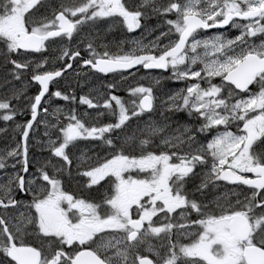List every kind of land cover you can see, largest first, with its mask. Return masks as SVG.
<instances>
[{"label": "snow or ice", "instance_id": "snow-or-ice-1", "mask_svg": "<svg viewBox=\"0 0 264 264\" xmlns=\"http://www.w3.org/2000/svg\"><path fill=\"white\" fill-rule=\"evenodd\" d=\"M149 15L159 21L156 35L129 41L127 49L120 41L112 51L95 28L107 18L132 31ZM226 26L236 34L200 35ZM258 36H264V0H0L7 69L0 120L25 117L0 148V264H264V39ZM50 46L53 55L31 56ZM74 58L101 74L136 65L170 70L186 86L165 96L158 120H139L156 110L157 99L142 83L126 88L130 100L113 94L115 82L106 93L89 89L80 105L105 111L78 113L71 86L56 88ZM33 82L38 90L25 95ZM51 97L72 106L49 111ZM180 111L193 122L173 121ZM132 120L138 123L129 130ZM81 139L109 149L76 157L84 187L105 182L98 199L63 187L72 164L66 149ZM30 142L48 158L31 160ZM222 181L231 187L220 191Z\"/></svg>", "mask_w": 264, "mask_h": 264}, {"label": "rangeland", "instance_id": "rangeland-1", "mask_svg": "<svg viewBox=\"0 0 264 264\" xmlns=\"http://www.w3.org/2000/svg\"><path fill=\"white\" fill-rule=\"evenodd\" d=\"M42 11V10H41ZM146 20L142 18L141 19V27L128 31L122 23L117 22L116 20H110V19H102L100 21H97L95 24L96 30L104 37L103 42L110 45V48L112 51L115 50L114 44H119L120 41H124L123 47L127 49L128 42L132 41L134 39H140L143 37L144 42H148L152 40V38L156 35V31L153 29V27H146ZM146 29L148 30L146 33ZM87 31V29H84ZM161 31L163 29H160ZM73 43L76 41L73 40ZM99 43V41H98ZM100 50V49H98ZM80 53L84 56H86V53L84 52L83 47L81 46L79 49ZM53 55L51 46L43 50L42 53H31V56L33 58L39 59L41 56H51ZM20 59H29L28 56L20 57ZM67 62V61H64ZM7 69L3 66V60L0 58V80L3 79L5 72ZM30 78V74H29ZM215 78H213V82ZM81 80L84 81V83H81ZM155 80L157 83H152V81ZM109 82H115L116 87L112 89L111 91L115 95H119L120 97L124 98L125 100H130L132 97L127 93L126 88L128 86H135L136 83H142L145 86L151 85L154 89V95L157 97L156 99V110L154 112H149L147 115H141L139 117L140 121H147L149 119L158 120L160 117V107H161V101L164 100L165 96L171 95L173 91L179 90L182 87H185L184 81L175 80L171 78V74L169 75H163V74H157L154 75V77L149 76L148 78L145 75H141L139 73H130L127 76H121V75H107L104 76L100 73L93 72L92 69L86 68V66H83L80 64V61L78 59L74 58L73 66H71V70H66L65 74H63L59 79L56 80V88L62 91H66V86L70 85L72 88V92L76 96V109L78 113H83L85 111L93 112L92 109H89L87 105H80L79 103V96L82 93H88L89 89L98 88L101 92L107 91L106 84ZM13 83L16 84L17 87L20 86L19 82L13 81ZM36 83L33 82L26 86V92L25 95H34L36 91ZM4 91V86L2 83H0V94H2ZM96 93L93 92L92 95H95ZM106 98V97H105ZM45 100H49V95L46 94L44 97ZM16 101L13 100V104H15ZM21 103H23V98L21 99ZM114 104V102H112ZM57 105H67L71 107L70 102L64 101L62 98L58 97H51L48 108L49 111ZM105 111L103 108L96 109L95 112ZM93 112V115L95 114ZM167 111L165 112V114ZM188 117V114L184 111L172 113L171 117L173 121L180 122V123H188L191 124L192 122L190 120H187L186 117ZM22 119H24V116L22 114H17L15 117V120L13 122L5 123L3 120H0V148L5 147L7 144L13 141L14 139V132H13V123L20 122ZM102 122H108V116L105 115L102 118ZM137 120H132L131 124L128 125V129L130 130L132 128V125L137 124ZM173 127H175V124H173ZM36 128L40 130V133H42V129L40 128V125L37 124ZM113 137L116 136V133H112ZM123 135V133H121ZM117 145L119 146L121 144V140L115 141ZM70 157L72 158V164L69 168V171L64 173L67 174L70 177V182L65 183L67 179L64 178V174L62 175L63 181V187L66 191H68L70 188H77L82 183H86L85 178H83L79 174V169L76 167V157H78L82 152H85L86 155H92L93 153L103 156L105 155L109 149L103 148L101 149V142L99 140L95 139H81L78 140L75 144V147H68L66 149ZM49 153L40 151L38 148L32 146L30 142V159L31 160H43L48 158ZM50 170V169H49ZM29 171H32L31 167L29 168ZM222 187L220 188V190ZM18 198L27 199L28 197H25L24 195H20Z\"/></svg>", "mask_w": 264, "mask_h": 264}, {"label": "flooded vegetation", "instance_id": "flooded-vegetation-1", "mask_svg": "<svg viewBox=\"0 0 264 264\" xmlns=\"http://www.w3.org/2000/svg\"><path fill=\"white\" fill-rule=\"evenodd\" d=\"M158 22L159 21L157 20L156 17H153V16L149 15L147 17L145 26L146 27H153V29H154V26ZM216 30H220V31L224 32V34H226V35H235L236 31H237L236 29H232V28L226 26L223 29H211V30H207V31H201L200 35L201 36L212 35L213 32L216 31ZM257 39H264V36H258ZM35 54H38V53H35ZM82 56H84V55H82ZM72 66H73V64H72ZM86 68H90V67L86 66ZM130 73H139L141 75H145L148 78L149 76L154 77V75H157V74L169 75V74H171V71L170 70L144 69L142 65H138L135 69H133L131 71H128V72H119V73H116V74L108 73V74H106L104 76H107V75H113V76H115V75H121L122 76L123 75V76H127ZM214 81H216L218 83L219 82V78H215ZM35 88H36V91H37L38 90V85L37 84H36ZM167 114L168 113H166V115ZM186 119L190 120L191 122H193L192 119L189 116L186 117ZM63 177L64 178H68L69 176L67 174H64ZM63 181H64V179H63ZM70 181L71 180H70V177H69L65 183H69ZM84 185H85V183H82L77 188H70L68 191L71 192V193H74V194H76L78 196L84 197V198H96V199H98V198H100V195L103 192V189L105 187V182L102 181V182H100L99 186H91V187H87V188L84 187ZM221 185H222V189L220 191H224L225 187H231V185H227V182H223V181L221 182ZM191 186H192L191 183H189L188 187L191 188ZM218 194H219L218 192H214V191L210 190V196H214V195H218ZM21 195H24V194H21ZM233 199H235V197H233ZM180 222L181 221H177V223H180ZM152 242L156 243L155 239H153Z\"/></svg>", "mask_w": 264, "mask_h": 264}, {"label": "water", "instance_id": "water-1", "mask_svg": "<svg viewBox=\"0 0 264 264\" xmlns=\"http://www.w3.org/2000/svg\"><path fill=\"white\" fill-rule=\"evenodd\" d=\"M138 65H136V66H134L132 69H128V70H121V71H119V72H128V71H131V70H133V69H135L136 67H137ZM153 70H161V69H153ZM66 71V70H65ZM94 72H96L95 70H93ZM101 74V73H100ZM63 75V74H62ZM102 75H106V74H102ZM58 78H56V80H57ZM38 85V84H37Z\"/></svg>", "mask_w": 264, "mask_h": 264}]
</instances>
